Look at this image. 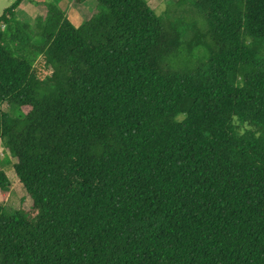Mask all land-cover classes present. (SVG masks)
Segmentation results:
<instances>
[{"label": "trees", "instance_id": "trees-1", "mask_svg": "<svg viewBox=\"0 0 264 264\" xmlns=\"http://www.w3.org/2000/svg\"><path fill=\"white\" fill-rule=\"evenodd\" d=\"M21 1L0 146L30 205L0 204V264H264V0H191L203 27L146 0L22 21Z\"/></svg>", "mask_w": 264, "mask_h": 264}, {"label": "rangeland", "instance_id": "rangeland-1", "mask_svg": "<svg viewBox=\"0 0 264 264\" xmlns=\"http://www.w3.org/2000/svg\"><path fill=\"white\" fill-rule=\"evenodd\" d=\"M12 0H0V13L4 7L9 5ZM28 8L25 6L24 10L26 13H32L29 17V21L33 20V14L35 13V8L38 6L36 4L41 2H52L60 7L62 10L67 9V12L75 16V21L80 23L83 21V17L88 16L93 7V0H85L83 3V8L78 9L76 5L69 3V0H27ZM149 7L154 11L155 14L161 15L165 18L167 24L173 23L176 20L182 19L186 22L195 20L199 27L204 26L203 17L196 12V10L191 5V0H146ZM192 8V9H191ZM74 10V11H72ZM77 13V15H75ZM79 15V17H78ZM29 16V14H28ZM201 56L198 55L197 51L192 53L191 58L184 60L189 66L194 65L195 61ZM46 75V72L43 73ZM2 107L4 110L9 111V106L6 103H3ZM0 169L3 170L8 179L9 187L8 191L4 194L3 197H0V204L4 205L7 208H18V207H27L30 205V199L26 195L24 188L21 183L16 178L14 171L12 169L11 158L6 154L2 146H0Z\"/></svg>", "mask_w": 264, "mask_h": 264}, {"label": "crops", "instance_id": "crops-1", "mask_svg": "<svg viewBox=\"0 0 264 264\" xmlns=\"http://www.w3.org/2000/svg\"><path fill=\"white\" fill-rule=\"evenodd\" d=\"M25 6H27V8H28V1L27 0H22L19 3V5L15 8V15H16V18L17 19H20L22 21H29V17L32 15V13L31 14L28 13L29 14V16H28V14L26 13V11L24 10ZM76 7L78 9H80V8H83L84 6H83V4H81V6L80 5L79 6L76 5ZM65 11H66V14H67L68 19L71 21V23L74 26H77L78 24H80V21L79 22H76L75 21V18H74L75 16H73V14H70L69 12H67V9H65ZM72 11H74V10H72ZM75 15H77V13H75ZM78 17H79V15H78Z\"/></svg>", "mask_w": 264, "mask_h": 264}]
</instances>
